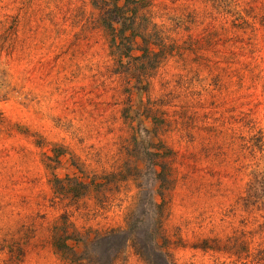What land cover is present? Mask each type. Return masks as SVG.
Instances as JSON below:
<instances>
[{"label":"rangeland","instance_id":"rangeland-1","mask_svg":"<svg viewBox=\"0 0 264 264\" xmlns=\"http://www.w3.org/2000/svg\"><path fill=\"white\" fill-rule=\"evenodd\" d=\"M0 264H264V0H0Z\"/></svg>","mask_w":264,"mask_h":264},{"label":"trees","instance_id":"trees-1","mask_svg":"<svg viewBox=\"0 0 264 264\" xmlns=\"http://www.w3.org/2000/svg\"><path fill=\"white\" fill-rule=\"evenodd\" d=\"M146 51H148V49L146 48Z\"/></svg>","mask_w":264,"mask_h":264}]
</instances>
